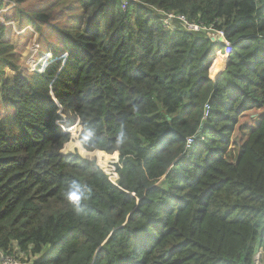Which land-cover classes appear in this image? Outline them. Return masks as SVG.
<instances>
[{
    "label": "trees",
    "instance_id": "trees-1",
    "mask_svg": "<svg viewBox=\"0 0 264 264\" xmlns=\"http://www.w3.org/2000/svg\"><path fill=\"white\" fill-rule=\"evenodd\" d=\"M28 1H0L26 29L0 21V264H256L260 249L264 264V0H65L72 15ZM158 10L214 29L167 31ZM29 26L60 48L7 76ZM217 31L231 51L212 80ZM92 153L118 158L117 185Z\"/></svg>",
    "mask_w": 264,
    "mask_h": 264
},
{
    "label": "rangeland",
    "instance_id": "rangeland-1",
    "mask_svg": "<svg viewBox=\"0 0 264 264\" xmlns=\"http://www.w3.org/2000/svg\"><path fill=\"white\" fill-rule=\"evenodd\" d=\"M51 7H53L54 10H57V9L66 10L67 13L71 12V10H72L68 6L67 1H65V0H29L26 4H24L20 8L21 9L29 8V10L34 11V12H48L49 13V12H51V10H49V9H51ZM15 8H16V4L14 2H12L9 4V6H7L5 9H3L0 13V21L2 23H4V26L12 27L13 28L12 32H15L17 36H24L26 29H18L17 25L14 22H6V21H4V18H3V14L5 12L8 13ZM68 14L72 15V13H68ZM29 27L32 28L31 26H29ZM28 30H30V29H28ZM8 31H10V30H8ZM33 32H34V38L29 39L26 45H24L25 44L24 40H22V42L20 43V47H22V48L20 49L19 70L14 71L10 68H6L5 72H6L7 76H14L18 72H22V74L33 73V72L41 73L43 70L41 68V66L42 67L47 66L50 63V61L54 59V56L56 55L55 52L60 47L49 45L50 48L48 49V51H44V52L40 51L39 45L37 44V39H38L39 35L36 33L35 30H33ZM8 36L11 37V33H9ZM16 44H17V41H16ZM216 49H218V48H216ZM49 55H51V56L49 57ZM222 56H226V52L223 53ZM214 57H215V52L212 51L210 54V58L213 59ZM62 59L65 60L64 58H62ZM219 59L222 62L221 55H219ZM0 86H1V77H0ZM11 113H12L11 108L8 107L7 105H5L3 102H1V97H0V118H6ZM59 114L62 115V109L61 108L59 110ZM257 116L258 115H256V114L251 116V118L254 119L255 123H257V119H255V118H257ZM62 117H63V121H65L66 116L62 115ZM258 124H259V122L256 124V126ZM64 129L71 134V141L70 142H74V140H75L74 139L75 137L73 136L71 130L73 129L74 131L78 132L77 138H76L78 141V137L81 133V127L79 125V121L76 122V124H74V125L64 126ZM72 153H74V152H72ZM82 153H83L82 154L83 156H85L87 154V152L85 150ZM62 154H63V150H62ZM90 156L97 160V164L99 166H101L104 171L106 169H108L109 166H113L115 164L114 162L118 161V158H116V160H110V162L108 164V163H105V160H102L101 162H99L98 157L95 156L94 153L90 154ZM111 162H113V163L111 164ZM257 259L260 261V258L256 257V260Z\"/></svg>",
    "mask_w": 264,
    "mask_h": 264
},
{
    "label": "built area",
    "instance_id": "built-area-1",
    "mask_svg": "<svg viewBox=\"0 0 264 264\" xmlns=\"http://www.w3.org/2000/svg\"><path fill=\"white\" fill-rule=\"evenodd\" d=\"M0 1H5V0H0ZM131 1L132 0H122L123 9H126ZM158 12L161 14V20L160 21L162 23V26L167 31L178 30L179 29L178 26L187 32H193V33H204V32L212 31L214 29V27H208L207 25H205L202 22L190 21L187 18V16L184 14H176L174 12H167L164 10H158ZM217 35H218L219 39L220 38L223 39L222 42H224L226 45V48H227L226 49V56H227L231 50V44L225 40L223 31H217ZM209 114H210V105L206 104L205 108H204V119H207ZM200 140H203V138ZM197 141H198V138L196 136L188 137L186 140V149H192L194 144ZM112 163L113 162H111V164ZM114 163H116V162H114ZM114 165L109 166L108 169L105 170V173L107 175H109V177L113 183H117L119 177L116 175V168ZM4 264H18V262L12 258H5ZM256 264H260L258 259L256 260Z\"/></svg>",
    "mask_w": 264,
    "mask_h": 264
},
{
    "label": "clouds",
    "instance_id": "clouds-1",
    "mask_svg": "<svg viewBox=\"0 0 264 264\" xmlns=\"http://www.w3.org/2000/svg\"><path fill=\"white\" fill-rule=\"evenodd\" d=\"M28 29H32L31 31H33L34 29L33 28H30V27H28ZM216 49V48H215ZM222 53V52H221ZM64 57V56H63ZM62 57V58H63ZM210 57V56H209ZM212 62H213V60H212ZM213 64V63H212ZM46 68V66L45 67H42V69L44 70ZM42 70V71H43ZM122 139H123V133H121L120 134V137H118V143H120V142H122ZM114 160H116V159H114ZM118 162V161H117ZM117 162L115 163V165L117 164ZM114 165V166H115ZM116 168V167H115ZM104 171V170H103ZM105 172V171H104ZM117 175V174H116ZM118 176V175H117ZM108 177H109V175H108ZM119 177V176H118ZM109 179H110V177H109ZM111 180V179H110ZM119 180V179H118ZM112 182V181H111ZM113 183V182H112ZM115 185H117V183H114ZM82 193H80V191H79V188L78 187H75V190L74 191H70L69 193H68V197H69V199L72 201V202H74V204L76 205L75 206V211L77 212V213H79V212H81V211H83V209L81 208V207H79V205H78V202L80 201V199L82 198Z\"/></svg>",
    "mask_w": 264,
    "mask_h": 264
},
{
    "label": "crops",
    "instance_id": "crops-1",
    "mask_svg": "<svg viewBox=\"0 0 264 264\" xmlns=\"http://www.w3.org/2000/svg\"><path fill=\"white\" fill-rule=\"evenodd\" d=\"M214 52H215V57L214 58H216L217 57V54L218 53H221L218 49H214ZM222 54V53H221ZM214 58L212 59L213 61H214ZM227 66V65H226ZM226 69V67L217 75V76H213L212 74H211V68H210V70H209V76H210V78L212 79V80H216L223 72H224V70ZM261 253H262V250L260 249L259 250V253H258V255H261Z\"/></svg>",
    "mask_w": 264,
    "mask_h": 264
},
{
    "label": "bare ground",
    "instance_id": "bare-ground-1",
    "mask_svg": "<svg viewBox=\"0 0 264 264\" xmlns=\"http://www.w3.org/2000/svg\"><path fill=\"white\" fill-rule=\"evenodd\" d=\"M219 55H221V60H222V62L220 61V59H219ZM49 57H50V55H49ZM217 61H219V62H221L223 65H224V68L226 67V63H227V57L226 56H222V54L221 53H218L217 54V57L215 58Z\"/></svg>",
    "mask_w": 264,
    "mask_h": 264
},
{
    "label": "water",
    "instance_id": "water-1",
    "mask_svg": "<svg viewBox=\"0 0 264 264\" xmlns=\"http://www.w3.org/2000/svg\"><path fill=\"white\" fill-rule=\"evenodd\" d=\"M219 41L222 42L223 39L220 38ZM230 51H231V50H230ZM229 54H230V52H229L228 55H227V63L229 62ZM227 63H226V65H227ZM81 132H82V127H81ZM63 155H66V154H63ZM258 257L261 259V255H259Z\"/></svg>",
    "mask_w": 264,
    "mask_h": 264
}]
</instances>
